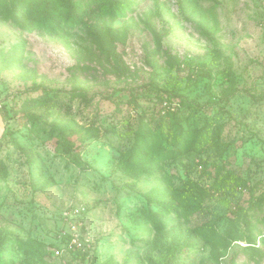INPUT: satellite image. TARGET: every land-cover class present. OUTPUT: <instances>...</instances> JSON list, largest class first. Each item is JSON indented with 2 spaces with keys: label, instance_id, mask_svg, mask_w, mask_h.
Instances as JSON below:
<instances>
[{
  "label": "rangeland",
  "instance_id": "1",
  "mask_svg": "<svg viewBox=\"0 0 264 264\" xmlns=\"http://www.w3.org/2000/svg\"><path fill=\"white\" fill-rule=\"evenodd\" d=\"M61 1L0 16V264H264V0ZM167 111L209 141L137 170Z\"/></svg>",
  "mask_w": 264,
  "mask_h": 264
},
{
  "label": "trees",
  "instance_id": "2",
  "mask_svg": "<svg viewBox=\"0 0 264 264\" xmlns=\"http://www.w3.org/2000/svg\"><path fill=\"white\" fill-rule=\"evenodd\" d=\"M67 1L69 4L70 0ZM61 3V0H0V16L6 14V9L10 8L12 10L11 17L17 19L18 10L20 9L23 10L22 12L30 10L41 12L42 6L45 5L47 7L46 11H51L52 9L58 8ZM73 95L76 97H80L81 101L85 102L86 104L90 103V99H87L80 93H75ZM51 96H53L52 91L45 89L44 93L37 98L28 97L26 100H24L25 102L22 106H24L25 108L26 104L30 106V104L37 103L41 98ZM176 117L177 116L175 115V113H172L171 111H167L164 115H162L161 120L163 122L167 121L166 126L168 127V133H165L164 124L162 123H159L160 126L159 124H157L156 127H151V119L146 123L142 122V126L136 135V149L139 151V154L142 158V161L137 165V170L143 169L150 158H157L155 160L159 162H163L164 160L169 158H173L174 160L182 158L189 151V148L191 146H189L190 141L195 143L192 146V149L196 150L197 153H200L201 150L205 147L206 143L209 141L210 131H203L195 128H188L185 129V131H182L184 134H177L171 147H165L163 145V140L170 138L171 131L177 126ZM68 131V135L62 136L61 144L63 149L62 151L70 153L72 150V141L69 137L78 134V132L74 129H70ZM185 134H187L189 137V141L187 142H185L184 139ZM145 142L147 143L148 147L159 144L161 146V149L158 150V147H155L150 150H146V148L143 147ZM222 183V187L233 189L238 186H244L246 180L238 176L237 174H229ZM182 188L183 190L178 194V198L182 202V210H184V212L186 211L187 213H190L192 211H195L194 213H197L206 196V191H204L203 187L199 185L198 181L191 179L184 180ZM83 255L86 256L87 253L83 252Z\"/></svg>",
  "mask_w": 264,
  "mask_h": 264
},
{
  "label": "built area",
  "instance_id": "3",
  "mask_svg": "<svg viewBox=\"0 0 264 264\" xmlns=\"http://www.w3.org/2000/svg\"><path fill=\"white\" fill-rule=\"evenodd\" d=\"M70 244L71 245H74V246H77V247H83L84 245V242H82V239L80 238L79 234L76 232L72 233V237L70 239ZM57 254H60L61 251H56Z\"/></svg>",
  "mask_w": 264,
  "mask_h": 264
},
{
  "label": "water",
  "instance_id": "4",
  "mask_svg": "<svg viewBox=\"0 0 264 264\" xmlns=\"http://www.w3.org/2000/svg\"><path fill=\"white\" fill-rule=\"evenodd\" d=\"M3 129H4V122H3L2 115L0 113V136L2 134Z\"/></svg>",
  "mask_w": 264,
  "mask_h": 264
}]
</instances>
